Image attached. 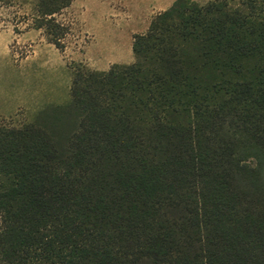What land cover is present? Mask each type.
Returning <instances> with one entry per match:
<instances>
[{
    "label": "trees",
    "instance_id": "1",
    "mask_svg": "<svg viewBox=\"0 0 264 264\" xmlns=\"http://www.w3.org/2000/svg\"><path fill=\"white\" fill-rule=\"evenodd\" d=\"M32 2L0 25L64 53L73 0ZM133 52L0 124V264H264V0H177Z\"/></svg>",
    "mask_w": 264,
    "mask_h": 264
},
{
    "label": "rangeland",
    "instance_id": "2",
    "mask_svg": "<svg viewBox=\"0 0 264 264\" xmlns=\"http://www.w3.org/2000/svg\"><path fill=\"white\" fill-rule=\"evenodd\" d=\"M191 1L205 5L211 0ZM133 3L138 5L139 9L144 5H151L150 11L139 19L140 22L149 20L152 23L159 15L155 10L157 0H134ZM75 5L77 8H82L79 12L81 19L98 40L99 34L94 23L100 19L101 15L99 17V14L88 6L92 5L88 0H78ZM32 8V0H21L16 2L13 9L1 10L0 18L12 20L14 13L20 11V14H31ZM136 18L127 16L125 20L120 17L116 21V27L121 32H125L127 31L126 26L136 21ZM58 19L71 28L70 35L64 42L66 46L64 53L50 44L42 31L43 38L24 36L26 32L34 30L29 27L31 23L29 25L23 23L18 27L4 23L0 25V124L21 127L26 124L43 122L45 113L55 108L66 107L71 103L72 68L83 65L91 70L85 53L94 42V37L84 31L79 15L71 9L65 11ZM91 59L96 60V58ZM134 62L135 57H133ZM45 87L47 91L51 90V93L55 90L56 94H53V97L50 95L44 97L42 94L43 99L36 103L34 93ZM34 104L38 105L34 106ZM50 116L51 119L47 122L49 129L52 133L60 135L63 127L59 128V123L68 120L59 117L62 121H56V115L51 114Z\"/></svg>",
    "mask_w": 264,
    "mask_h": 264
},
{
    "label": "crops",
    "instance_id": "3",
    "mask_svg": "<svg viewBox=\"0 0 264 264\" xmlns=\"http://www.w3.org/2000/svg\"><path fill=\"white\" fill-rule=\"evenodd\" d=\"M76 1L78 0H73L70 9L77 13L81 19L79 12L82 8L76 7ZM88 1L92 4L88 6L99 14V17L101 15L100 19L94 23L99 34L98 40H96L92 32L88 29L86 23L81 19L84 31L94 37V42L89 48H87L85 53L89 68L95 72L104 73L108 72L114 66H128L133 64L134 37L135 35L145 34L151 25L149 20L140 22L139 19L144 17L146 13L150 11L151 5H144L139 9L138 5H134V0L121 2L118 0ZM176 1L177 0H157L155 10L158 14H162L168 11ZM127 16L131 18L137 17V20L126 26L127 31L121 32L119 28L116 27V21H118L120 17L126 20ZM24 36H27L28 38L34 36L38 39L40 37L43 38L41 31L37 30H30L26 32ZM91 58H96V60L94 61ZM42 94H44V97L45 95L53 97V94H56V91L54 90L51 93V90L47 91L46 87L38 89V91L34 93L36 103L43 99ZM36 105L38 104H34V106Z\"/></svg>",
    "mask_w": 264,
    "mask_h": 264
}]
</instances>
